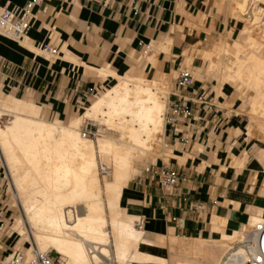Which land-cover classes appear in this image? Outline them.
Instances as JSON below:
<instances>
[{"label": "crops", "instance_id": "crops-1", "mask_svg": "<svg viewBox=\"0 0 264 264\" xmlns=\"http://www.w3.org/2000/svg\"><path fill=\"white\" fill-rule=\"evenodd\" d=\"M28 1L0 0V7L19 11ZM223 23L213 0H43L25 39L0 35V89L40 108L42 118L72 113L118 77L142 76L145 52L155 63L148 77H167L156 70L159 54L164 71L179 76L184 54L195 49L197 79L186 91L176 86L170 101L183 98L192 117L166 129L167 162L137 174L134 167L119 201V220L142 230L138 252L157 259L146 264H216L224 242L264 216V144L247 135L251 102L239 100L233 82L220 84L203 58ZM48 42L59 59L32 51ZM260 125L253 120L249 129ZM165 168L181 176L176 186L163 185ZM8 251L0 237V259Z\"/></svg>", "mask_w": 264, "mask_h": 264}, {"label": "bare ground", "instance_id": "bare-ground-1", "mask_svg": "<svg viewBox=\"0 0 264 264\" xmlns=\"http://www.w3.org/2000/svg\"><path fill=\"white\" fill-rule=\"evenodd\" d=\"M261 3L264 0L228 2V10L233 16L240 18V13H245V18L249 17L246 23L250 26L241 29V35L250 48L248 52L236 49L235 59L239 61L235 68L228 69L231 72L226 79L251 84L255 93L250 103L252 115L259 114L264 119L261 117L264 116ZM253 6L255 8L250 12ZM257 45H263L260 52L263 58L252 51ZM225 49V45L224 48L219 44L210 46L203 52V58L214 64L215 57L223 54ZM147 61L142 76L118 77L116 83L81 114L64 123L41 119L40 108L19 100L11 99L17 106L8 102H5L8 105L0 104L2 112L18 118L7 131L0 128V150L12 171L15 198L25 219L24 224L22 220L14 223L13 231L22 234L26 232L24 225L30 228L38 253L44 255L51 249L68 259L65 264H106L111 253L108 245L112 241L111 255L119 264H146L157 260L138 252L140 244L146 242L142 230L119 220L120 197L131 180L135 162L144 156H153L154 147L163 140L162 118L166 111L167 87L160 74L153 77L159 80L157 85L150 83L148 74L154 62L153 58ZM85 121L99 122L106 128L95 146L79 134ZM261 123L256 132L264 141V121ZM97 159L102 165L105 163L103 181L99 177ZM77 205H80V212ZM261 216V213L254 216L250 224L244 226L250 229L239 233L241 239L238 237V242L246 240L256 224H264ZM34 253L30 249L26 257L33 258ZM12 256L9 254L6 260ZM244 261V258L236 257L231 263L243 264Z\"/></svg>", "mask_w": 264, "mask_h": 264}, {"label": "rangeland", "instance_id": "rangeland-1", "mask_svg": "<svg viewBox=\"0 0 264 264\" xmlns=\"http://www.w3.org/2000/svg\"><path fill=\"white\" fill-rule=\"evenodd\" d=\"M228 2H229V0H213V5L216 9L217 15L221 16L224 19L223 26H220L221 28L216 31L217 35H216V39L214 40L213 43L217 42V44L221 45L223 48L225 45L226 49L224 50L223 54L221 53L218 57H215L216 62L214 64L211 63V68H209V70L211 73L216 74V79L218 80V82L220 84L229 82L225 78V76L227 77L229 75V72H231V69L235 68L238 61H239V60L235 59L234 54L236 53V49L237 50L240 49V50H243L244 52H248L249 48H250V46L248 47V45H246L245 37L241 35V29H243L244 27L250 26L248 23H246L247 19L244 16L245 13H243V14L240 13V15H241L240 18L238 16H237L238 17L237 18L236 15L233 16L232 13L230 12V10H228L229 9L228 8ZM227 24H229L228 27H227ZM189 27L191 29L193 28V26H191V25ZM212 27H214V26H212ZM212 30H213V28H212ZM258 42H259V40H258ZM257 46H255L252 49V51L257 52L256 54L254 52V54L255 55L259 54L257 56H260L261 58H263V56H261L262 54L260 53L261 51H263L262 50L263 45H257ZM32 51L38 55H43V56H45V58L50 59V57L42 54L39 51V49L38 50L32 49ZM194 52H195V49L193 48V49H191L190 52L184 54L185 63L183 65L182 69L188 68L189 70L193 71L191 68V62L193 59ZM162 53L163 54L167 53L166 48L162 50ZM150 55L151 54H148L147 56L142 57L140 59V61L137 64L138 70H141L142 67L148 63L147 59L149 58ZM221 55H223V56H221ZM55 59H59V57H57ZM219 59L221 60V63H220ZM227 66H229V67H227ZM224 67H226V68H224ZM229 68H231V69L228 70ZM156 70L160 73H166V75H167L166 78L161 80L163 82V84L167 87V92H168L167 102H166V111H165V114H166L169 103L171 101V94H173L175 92L174 89L176 88V81L178 78V73H175V72L169 73L167 71H164L163 65H162L161 59H160V54L157 58ZM193 77L195 79H197V73L193 72ZM149 78H151L150 83L152 85H157L159 83L158 79L156 80V78H152L151 76H149ZM113 85H114V81H109V83L107 84L108 88L112 87ZM231 85L234 86L235 90L237 91L238 98L240 101H246V102L249 101V103H250L252 101V99L255 97V93L253 92V90L251 88V84L241 82L240 84L234 83ZM103 93H104V89L101 88L98 93H96L93 97H91L85 103H83L78 109H75L72 113H70L68 115H62V116L61 115L60 116L59 115H52L47 111L45 117L42 118V116H40V118L44 119V120H49V121H51V120L56 121L58 123L65 122L68 118H74L75 119V117H77L79 114H81L84 111V109L88 108L89 105L94 100H96L98 97H100ZM11 99H14V98L10 95L5 94L0 89V104H4V105L9 104L11 106H17L15 103H14L15 105H13V102H12V101H15L16 99L15 100H11ZM5 102H8V104ZM247 105H248V103H247ZM25 106L26 105H23V107H25ZM32 106H34V105H32ZM249 107H250L249 112H246V117L249 121V125H250V122L253 121L252 120L253 118H256V119L259 118L258 121L263 122L264 119L260 118L259 114H256L255 116L252 115L253 108L251 107V104ZM42 109L44 111V108H42ZM0 112H1L0 113V128L4 131H7V129L10 127V125L18 118L16 116L10 114V113L2 112L1 110H0ZM165 114L162 118V120H163L162 121L163 137H164L165 131L167 129V128L165 129V126H164ZM261 117L264 118V116H262V115H261ZM56 118H59L61 120V122L56 120ZM249 125L247 127V129H248L247 135L249 137L258 139L260 141V143L264 144V141L261 140L262 135H259L260 133L258 134L256 132L255 126L251 127L252 129L250 130ZM104 129H106V128L103 126V124H101L99 122L85 121L84 124L82 125L80 131H79V134H81V136L84 139L91 141L92 144L95 146L97 139H100L101 136H103L102 132H104ZM256 136L257 137L259 136L260 138H256ZM154 149H156L155 152H154ZM154 149H153V154H152L153 156H151V155H148L147 157L144 156L143 157L144 159L135 163L134 167L136 169V174L141 169H144L148 165L157 164L159 162V160H163L164 163L167 162V160H166L167 158L165 156V154L167 153V147H166V145L163 146V140H162V143L160 141L158 146L154 147ZM97 160H99V159H97ZM97 163H98V172L100 175L99 177H100V180L103 181V179H104V177H103L104 172L103 171L105 170V167H104L105 163H104V165H102L100 160L97 161ZM10 175L12 176V171L9 168L8 160H6V157H4V154H2V151L0 150V196H1L0 197V214H1L0 215V237L7 240L8 246H9V251L6 255H4L0 259V264H2L6 260V258L8 257L9 254H13V255H15L17 253L27 254L30 249H32L33 252H37V247H35V243L33 242L34 238L32 237V230L30 228H28L27 226L24 225L26 232H24L22 234H18L15 230L13 231V229L16 227L15 224H17V222H19L21 220L23 221V224H24L25 219H24L22 207L16 201V198H15L16 190L13 186V183H12L13 181H12V178ZM263 194H264V191H263ZM79 206L80 205H77L78 212H80ZM261 217L264 218L263 215ZM249 229L247 228V229H245V231H247V230L249 231ZM236 235L233 236L234 240L231 239V240H227L226 242H224L222 254L225 251L229 250L231 248V246H233L235 243H237L241 239L240 238L241 235L239 233H237ZM108 250L113 254V252H112L113 251L112 241L108 245ZM46 251H47L48 257L51 260L57 261V262H59V264H63V263L65 264L68 262L67 258L65 259L64 257L59 256L55 251H53L51 249H48ZM111 253H110V258H108L106 260V264H119L117 261L115 262V258L113 255H111ZM66 260H67V262H66ZM216 264H220V262L217 261Z\"/></svg>", "mask_w": 264, "mask_h": 264}, {"label": "built area", "instance_id": "built-area-1", "mask_svg": "<svg viewBox=\"0 0 264 264\" xmlns=\"http://www.w3.org/2000/svg\"><path fill=\"white\" fill-rule=\"evenodd\" d=\"M43 0H30L25 6L19 10L9 9L8 7H0V35L12 41L20 42L28 34L34 19V10ZM139 2L141 0H134ZM260 19L264 25V3L259 4ZM255 8L253 6L250 12ZM247 20L249 17L246 18ZM39 51L55 59L58 57V51L52 48L48 42L39 48ZM145 52L142 57L147 56ZM193 76L188 68L180 71L176 81V86L180 91H186L193 84ZM180 102H170L165 114V129H176L182 120L192 117V111L185 106L183 98L174 96ZM186 142L182 144V147ZM149 172V169H146ZM163 185L176 186L181 181V176L169 168H165L162 172ZM244 258L243 264H264V224H256L250 231L249 237L241 242L235 243L220 261V264L231 263L233 258ZM2 264H59V262L51 260L48 254L34 253L33 258H27L26 254L17 253ZM232 264V263H231Z\"/></svg>", "mask_w": 264, "mask_h": 264}]
</instances>
